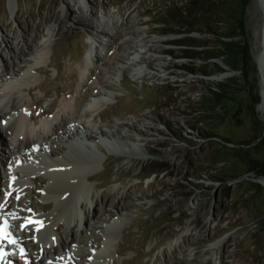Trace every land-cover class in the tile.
<instances>
[{"label":"rangeland","instance_id":"rangeland-1","mask_svg":"<svg viewBox=\"0 0 264 264\" xmlns=\"http://www.w3.org/2000/svg\"><path fill=\"white\" fill-rule=\"evenodd\" d=\"M11 1L0 0V70L5 64L11 68L14 60L22 71L8 79L1 78L0 87L22 78L28 71L35 85L24 92L20 108L39 116L41 111H52L40 121L52 120L64 98L82 101L79 96L100 75L97 67L91 68L83 80L78 75L77 65L88 39L93 41L94 65L99 67L109 64L115 54L124 53L127 60L133 54L132 40H136L138 47L147 49L141 61L151 71V75L133 80L127 67L120 80L103 82L113 103L99 111L95 124L102 125L111 118L128 121L130 126L122 129L123 137L141 145L146 154L141 149L136 150L139 156L107 154L96 136L88 138L86 148L104 159L88 170V185L95 184L90 191L102 216H93V201L86 195L80 213L90 223L83 233L88 242L78 240L82 223L72 231L64 226L60 234H72L77 242L71 247L72 258L62 255L56 264H86L95 254L91 253L92 245L103 243V233L108 232L106 228L117 215L122 217V224L109 250L114 264H264V185L256 180L261 175L257 167H251L252 159L264 155L263 150L256 148L258 137L264 134L255 58L261 50L264 21L258 0H249L246 9L248 56L241 69L228 68L234 73L226 76L222 72L207 76L179 68L192 65L191 60L174 57L178 46L169 41L175 34L165 33L161 24L152 23L162 18L163 9L170 2L185 0ZM81 6L86 20L80 18ZM106 31L111 39L107 54L101 45L105 43ZM192 34L199 39H215L214 35L195 31ZM38 39H47L48 44L43 71L35 66L42 42L25 53L24 61L19 62L18 58L27 43ZM170 48L174 50L172 55L167 51ZM212 60L224 63L221 59ZM200 63V58L194 59L192 66ZM215 76L220 78L211 79ZM220 88L225 89L224 98L212 110L201 103ZM197 118L203 121L196 123ZM69 137L75 140L77 136ZM60 139L61 136L52 143L59 147L52 152L54 158L66 148ZM0 140L5 151L14 142L4 133ZM24 154L23 162L28 158L29 161L28 152ZM33 171L42 176L50 173ZM217 176L227 180L228 190ZM8 182L11 180L5 177V185ZM251 182L258 185L252 187ZM33 186L36 194L31 196L27 191L25 200L48 201L43 190ZM117 203L123 204L118 207ZM23 210L34 214L48 211L37 205ZM19 218L20 215L14 226L20 223ZM97 235L100 239L95 238ZM81 253L88 256L81 257Z\"/></svg>","mask_w":264,"mask_h":264},{"label":"bare ground","instance_id":"bare-ground-1","mask_svg":"<svg viewBox=\"0 0 264 264\" xmlns=\"http://www.w3.org/2000/svg\"><path fill=\"white\" fill-rule=\"evenodd\" d=\"M259 3L260 0H258ZM82 7L80 18L86 20L87 17ZM105 33L103 34L105 43L101 45L102 49H105V54H107V42L111 43V39L109 31ZM39 40L41 39L27 43L26 48L20 50L18 58L19 62L24 61L26 59L24 58L25 53H30L37 43L42 42L44 46L38 52L35 66L41 68L43 71L45 69L43 65L48 44L46 43L47 39ZM132 42L133 54L127 57V60H124V53L115 54L109 64L99 67L96 64L94 65L93 62V58L96 56L94 48L91 46L93 41L92 39H88L82 58L77 65L78 75L83 80L88 76L90 69H95L96 67L99 69L100 75H96L89 83L85 94L79 96L80 99H83L82 101H74L67 98L62 99L52 120L43 119L38 124V129H35L33 120L38 118L39 114H33L20 108L24 100V92L30 90L35 85L31 82L32 75L28 71H25L22 78L6 82L0 87V136L4 133L14 141L10 143L8 150L5 151V147H2L0 140V169H2L0 170V205H3V207H0V211L3 217L10 219L11 229L16 224V218L18 219L19 215L21 225H26L24 228H21L20 225L19 234L13 233L20 244L27 250V257L31 259L29 264H56L62 255L72 258L74 253L71 251V247L74 242H77V237L72 234L62 235L60 234V230L65 226L69 228V231H72V228L77 224L76 216L80 220H83V228L80 230L78 240L81 242L86 240L88 242L87 238H84L86 236L83 233L87 230L90 223L86 215L80 213L84 206L83 199L86 198V195L89 194L93 201V216H102L101 211L97 207V202L96 200L94 202L90 191L95 188V184L92 186L88 185L89 168L93 169L100 160L95 151L86 148V146L89 147L87 142L90 136H96L97 142L107 150V154L139 156V152L136 151L138 149H141L142 153L146 154L141 145L126 140L123 137L121 133L122 129L129 128L130 126L128 121L111 118L107 123H102V125L95 124V116L99 114V111L113 103L112 94L104 89L103 82L107 80H120L119 78L122 76L123 70L127 67L131 69L130 77L133 80L151 75L149 68L145 67L141 61L147 49L138 47L136 40H132ZM258 55L259 53L256 54V59ZM49 61L51 62L52 58ZM12 64L11 68H8L7 64L3 65L0 70V80L4 77L8 79L15 72L20 73L22 71V68L14 60H12ZM113 66L115 70L112 69ZM219 78L220 76H215L211 79ZM260 87L262 95H264L262 83ZM258 103V109L264 116L263 96ZM41 113H44V111H41ZM71 121L74 122L71 123ZM70 134H82L83 136L80 137V140H73L70 139ZM60 136V140L66 144V148H63L61 154L54 158L52 152L58 150L59 147L52 146V143ZM64 136L66 139H64ZM29 148L34 150L30 152ZM96 148L94 146L95 150ZM75 149V152L72 151ZM79 149L83 153H86L88 158L85 159ZM26 152L30 156V166L18 165L19 163H23L25 158L24 153ZM100 161L103 163L104 159ZM34 169L37 171L47 170L50 172V175H34ZM5 177L11 180L10 184L8 182V186L4 183ZM256 180L264 185L263 176H258ZM33 185L41 188L42 192L51 200L48 198V201L41 203L32 200L26 201L25 196L27 195V191H30L31 196L36 194V191L32 189ZM122 204L117 203V206L119 205L118 207H120ZM35 205L42 210L48 211L34 214L30 210H23ZM117 206L113 205L114 208H117ZM28 221H32V223H28ZM41 222H44V225H41ZM121 224L122 217L117 215L113 224L106 228L108 232L103 233L106 252L95 253L86 264L115 263L112 258L113 253L109 250L116 240L117 229L121 227ZM17 225L19 226L18 223ZM95 238L100 239L98 235ZM182 246V244L179 245V249ZM92 248H96V251L98 246L93 244ZM118 251L119 247L116 249V252ZM80 256L85 257L88 254L81 253ZM218 256L220 257V253ZM33 258H36L34 262ZM48 259L50 262L46 263L45 261ZM17 262H14V264H18Z\"/></svg>","mask_w":264,"mask_h":264},{"label":"trees","instance_id":"trees-1","mask_svg":"<svg viewBox=\"0 0 264 264\" xmlns=\"http://www.w3.org/2000/svg\"><path fill=\"white\" fill-rule=\"evenodd\" d=\"M248 4L249 0H185L181 3L172 1L164 7L162 18L152 20V23L161 24L165 33L175 34V38L169 43L178 46L175 48L177 54H173L174 50L171 48L167 50L168 53L174 57L190 59L192 65L194 59H201L197 66L183 64L178 66L179 68L208 76L226 70L220 62L213 61L214 58L221 59L229 68L241 69V63L248 56L245 20ZM194 31L203 35H214L215 39L210 41V38H196L192 34ZM224 93L225 89L222 88L213 90L210 98L202 99L201 103L207 104L212 110L214 104L223 100ZM252 115L257 122L253 107ZM202 121V118L196 119V123ZM256 148L264 151V134L258 137ZM251 165L252 169L257 167L258 173L264 176V155L261 159H252ZM217 180L223 182L225 190L229 189L226 179L217 176ZM251 185L253 187L258 184L251 182ZM262 224L264 226V218Z\"/></svg>","mask_w":264,"mask_h":264},{"label":"water","instance_id":"water-1","mask_svg":"<svg viewBox=\"0 0 264 264\" xmlns=\"http://www.w3.org/2000/svg\"><path fill=\"white\" fill-rule=\"evenodd\" d=\"M259 4H260V9L262 11L263 17H264V0H260ZM258 53L259 55H258V58L256 59L257 70L260 75V83H262L264 86V21L262 23V29H261V50ZM221 65L226 69L225 71L222 72V75L232 74V72L227 70L229 67L226 64L221 63ZM259 93H260L261 98L262 96L264 97V95H262L261 87H260Z\"/></svg>","mask_w":264,"mask_h":264},{"label":"snow or ice","instance_id":"snow-or-ice-1","mask_svg":"<svg viewBox=\"0 0 264 264\" xmlns=\"http://www.w3.org/2000/svg\"><path fill=\"white\" fill-rule=\"evenodd\" d=\"M18 198V197H17ZM0 207H3V205H0ZM28 223H32V221H28ZM26 225L25 224H22L21 225V228H24ZM0 234H3L2 233V230H0ZM14 243V241H12Z\"/></svg>","mask_w":264,"mask_h":264}]
</instances>
